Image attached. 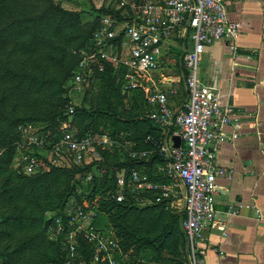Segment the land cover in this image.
<instances>
[{
  "label": "built area",
  "instance_id": "1",
  "mask_svg": "<svg viewBox=\"0 0 264 264\" xmlns=\"http://www.w3.org/2000/svg\"><path fill=\"white\" fill-rule=\"evenodd\" d=\"M101 4L107 12L99 17L88 42L71 51L78 60L66 86L67 120L60 124L59 136L50 139L48 133L40 135L32 123L19 125L20 139L12 168L28 175L50 166H82L99 161L101 150L129 145L122 132L117 139L102 133L76 136L70 125L77 96L93 80L95 70L110 66L122 93L136 88L146 90V116L161 134L157 139L144 137L151 148L125 150L128 159L143 164L155 154L157 162L152 164L150 174L144 165L115 170L114 188L105 192L104 198L132 201L137 206L155 204L180 213L187 264H201L195 240L207 227H224L213 204L215 178H228L231 170L216 164L215 151L217 143L225 139L221 126L230 123L233 109L229 104L220 105L218 94L200 81L198 64L203 47L218 39L227 40L231 58L237 57L240 25L227 19L220 0H99L96 6ZM174 39L182 42L181 65L185 71L186 102L178 111L166 103L171 89L145 86L152 82L150 72L159 68L166 41ZM162 79L157 83L161 84ZM174 134L179 136L177 146L171 145L170 136ZM234 137L235 132L230 135ZM90 179L87 172L84 180ZM97 199L98 195L79 201L68 199L59 214L46 216L47 238L59 240L63 264H135L131 249L121 248L111 226L98 222ZM177 200L179 208H175ZM234 212L229 206L226 213ZM254 212L257 218L264 216L258 210Z\"/></svg>",
  "mask_w": 264,
  "mask_h": 264
},
{
  "label": "trees",
  "instance_id": "2",
  "mask_svg": "<svg viewBox=\"0 0 264 264\" xmlns=\"http://www.w3.org/2000/svg\"><path fill=\"white\" fill-rule=\"evenodd\" d=\"M61 1L0 0V264H63L59 240L47 238L49 219L45 213L59 214L71 196L79 201L94 195H98V219L104 216L107 223L102 224L111 226L121 248L131 249L132 258L139 251L155 254L176 244L185 262L180 213L155 204L137 206L132 201L104 198L105 192L114 188L115 170L144 165L150 174L157 162L155 154L143 164L128 159L125 150L151 148L144 137L157 139L161 134L146 116L149 107L144 89L122 93L110 66L95 70L73 108L70 125L76 136L106 130L107 136L117 139L122 132L129 145L101 150L99 161L82 166H50L28 175L12 168L19 125L45 123L38 128L40 135L59 136L58 128L67 120L66 86L78 60L71 51L86 45L99 17L107 12L103 4L89 1L88 10H72L64 8ZM125 98L130 101L128 107ZM94 169H102L99 178H91L84 196L76 193L78 177ZM88 254L85 249V259Z\"/></svg>",
  "mask_w": 264,
  "mask_h": 264
},
{
  "label": "crops",
  "instance_id": "3",
  "mask_svg": "<svg viewBox=\"0 0 264 264\" xmlns=\"http://www.w3.org/2000/svg\"><path fill=\"white\" fill-rule=\"evenodd\" d=\"M227 19L240 25L237 57L231 58L228 42L218 39L203 47L198 64L202 83L218 94L220 105L233 109L232 120L221 126L225 139L217 143L215 162L231 170L216 177L213 204L223 229L205 228L195 240L201 264H264V0H220ZM180 52L171 59L161 57L151 74V89L167 93V106L178 111L186 102L181 65L182 42L174 39ZM165 51H163L164 53ZM163 77L161 84L157 80ZM235 132L236 137L230 138ZM231 206L235 212L227 214ZM179 208V201L175 203ZM175 212V211H174Z\"/></svg>",
  "mask_w": 264,
  "mask_h": 264
},
{
  "label": "rangeland",
  "instance_id": "4",
  "mask_svg": "<svg viewBox=\"0 0 264 264\" xmlns=\"http://www.w3.org/2000/svg\"><path fill=\"white\" fill-rule=\"evenodd\" d=\"M89 1L92 3L97 4L99 2V0H77L76 2H69V1H61V5L66 8V9H72V10H88V8L90 7ZM166 46H168L170 48V51L175 50L176 53L180 52V46L177 45V47H174V42L173 40H168L166 41ZM167 48H165V52L163 53V58L165 60L162 61V64L165 63V61L167 60V58L171 59V57L173 56V53H168L166 51ZM155 71V70H154ZM154 71L150 72V75L153 73H156ZM153 72V73H152ZM128 96V95H127ZM126 96V97H127ZM143 96H146V90H144V94ZM80 96H77V99H79ZM124 103L126 105V107L129 106L130 101L128 98H125ZM43 124L45 123H38L35 125V127L38 129L39 127L43 126ZM102 134H106V130H102ZM91 174V178L93 176H96V178H99L102 169L99 170H91L89 171ZM78 182L75 184L74 187V191L76 193L81 194V196H84L88 190H89V183L90 180H84V176L82 177H78ZM69 199H74V197H70ZM172 213H175L173 210H168ZM51 212H47L45 213V216L51 215ZM99 223H107V221L105 220L104 216H100V218L98 219ZM105 225V224H102ZM161 256L160 260L155 259L156 256ZM183 256L185 258V262L182 261V249L180 247H178V245H173L171 244L169 249H165V250H159L156 251V253L154 254L153 252L149 251V250H143V251H139L135 257H133L134 263L135 264H174L176 262H178L179 264H187V259H186V253H185V248L183 246Z\"/></svg>",
  "mask_w": 264,
  "mask_h": 264
},
{
  "label": "water",
  "instance_id": "5",
  "mask_svg": "<svg viewBox=\"0 0 264 264\" xmlns=\"http://www.w3.org/2000/svg\"><path fill=\"white\" fill-rule=\"evenodd\" d=\"M170 141L172 146H177L179 144V136L178 135H171Z\"/></svg>",
  "mask_w": 264,
  "mask_h": 264
}]
</instances>
